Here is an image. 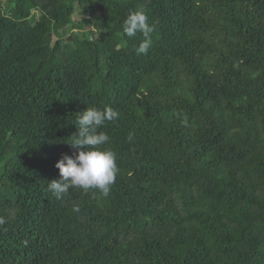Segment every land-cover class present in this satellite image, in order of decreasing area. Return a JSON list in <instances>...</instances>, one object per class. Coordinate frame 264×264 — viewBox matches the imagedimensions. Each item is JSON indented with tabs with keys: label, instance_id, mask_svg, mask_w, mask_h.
Listing matches in <instances>:
<instances>
[{
	"label": "trees",
	"instance_id": "obj_1",
	"mask_svg": "<svg viewBox=\"0 0 264 264\" xmlns=\"http://www.w3.org/2000/svg\"><path fill=\"white\" fill-rule=\"evenodd\" d=\"M87 107L119 171L57 199ZM0 219V264H264V0H0Z\"/></svg>",
	"mask_w": 264,
	"mask_h": 264
},
{
	"label": "clouds",
	"instance_id": "obj_2",
	"mask_svg": "<svg viewBox=\"0 0 264 264\" xmlns=\"http://www.w3.org/2000/svg\"><path fill=\"white\" fill-rule=\"evenodd\" d=\"M153 32L154 27L149 24L148 15L142 8L130 12L122 23L124 36L135 37L137 33L143 36L135 49L138 55L147 54L152 47ZM79 114L76 120L77 131L70 136V142L67 143L75 151L71 156L65 154L56 161L54 166L59 171V178L47 184L48 190L57 199H61L69 189H79L84 192L96 190L100 195L107 197L119 171L116 154L102 147L110 138L101 130L106 122L119 118L118 111L111 107L102 110L87 107ZM127 139L131 141L132 135L130 134ZM79 210L78 206L73 208L75 212ZM3 223V219H0V224Z\"/></svg>",
	"mask_w": 264,
	"mask_h": 264
},
{
	"label": "rangeland",
	"instance_id": "obj_3",
	"mask_svg": "<svg viewBox=\"0 0 264 264\" xmlns=\"http://www.w3.org/2000/svg\"><path fill=\"white\" fill-rule=\"evenodd\" d=\"M75 12L76 13L74 14V17H78L77 14H79V10H76ZM38 15H39V12L38 11L33 12L32 16H31L32 21H34L37 18Z\"/></svg>",
	"mask_w": 264,
	"mask_h": 264
}]
</instances>
